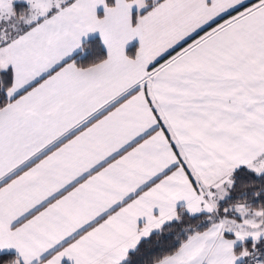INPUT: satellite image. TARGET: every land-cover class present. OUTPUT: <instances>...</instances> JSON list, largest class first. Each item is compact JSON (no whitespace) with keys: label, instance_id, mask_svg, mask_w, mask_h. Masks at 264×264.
<instances>
[{"label":"snow or ice","instance_id":"6c2138e0","mask_svg":"<svg viewBox=\"0 0 264 264\" xmlns=\"http://www.w3.org/2000/svg\"><path fill=\"white\" fill-rule=\"evenodd\" d=\"M0 264H264V0H0Z\"/></svg>","mask_w":264,"mask_h":264}]
</instances>
